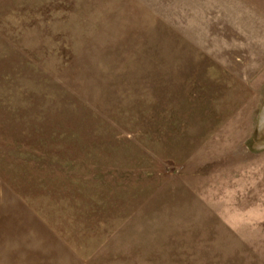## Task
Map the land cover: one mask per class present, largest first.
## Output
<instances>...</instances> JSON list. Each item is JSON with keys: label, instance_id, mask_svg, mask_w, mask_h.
Returning <instances> with one entry per match:
<instances>
[{"label": "rangeland", "instance_id": "374dc122", "mask_svg": "<svg viewBox=\"0 0 264 264\" xmlns=\"http://www.w3.org/2000/svg\"><path fill=\"white\" fill-rule=\"evenodd\" d=\"M173 7L0 0V209L6 191L32 183L40 200L61 183L153 190L210 135L229 98L248 91L213 83L206 54L181 50L193 44Z\"/></svg>", "mask_w": 264, "mask_h": 264}, {"label": "crops", "instance_id": "0c3cea01", "mask_svg": "<svg viewBox=\"0 0 264 264\" xmlns=\"http://www.w3.org/2000/svg\"><path fill=\"white\" fill-rule=\"evenodd\" d=\"M173 6L193 44L181 50L206 54L213 83L248 91L153 190L91 181L41 200L33 183L6 191L0 264H264V0Z\"/></svg>", "mask_w": 264, "mask_h": 264}]
</instances>
